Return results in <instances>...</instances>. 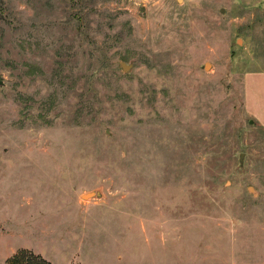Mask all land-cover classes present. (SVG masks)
<instances>
[{
    "label": "rangeland",
    "instance_id": "1",
    "mask_svg": "<svg viewBox=\"0 0 264 264\" xmlns=\"http://www.w3.org/2000/svg\"><path fill=\"white\" fill-rule=\"evenodd\" d=\"M21 252L264 264V0H0V264Z\"/></svg>",
    "mask_w": 264,
    "mask_h": 264
},
{
    "label": "trees",
    "instance_id": "2",
    "mask_svg": "<svg viewBox=\"0 0 264 264\" xmlns=\"http://www.w3.org/2000/svg\"><path fill=\"white\" fill-rule=\"evenodd\" d=\"M7 264H48L44 259L29 252H21L14 256Z\"/></svg>",
    "mask_w": 264,
    "mask_h": 264
},
{
    "label": "water",
    "instance_id": "3",
    "mask_svg": "<svg viewBox=\"0 0 264 264\" xmlns=\"http://www.w3.org/2000/svg\"><path fill=\"white\" fill-rule=\"evenodd\" d=\"M208 67H209V64H206L205 70H207ZM123 70L127 71L128 68L125 65H123ZM82 198L84 200L101 199L102 198V193L100 191H91V192H87V193L83 194Z\"/></svg>",
    "mask_w": 264,
    "mask_h": 264
}]
</instances>
